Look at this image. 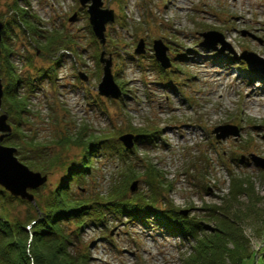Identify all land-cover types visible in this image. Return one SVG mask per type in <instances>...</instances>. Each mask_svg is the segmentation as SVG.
<instances>
[{"label": "rangeland", "instance_id": "1", "mask_svg": "<svg viewBox=\"0 0 264 264\" xmlns=\"http://www.w3.org/2000/svg\"><path fill=\"white\" fill-rule=\"evenodd\" d=\"M101 2V8L114 15L113 22L105 25L103 45L79 0H0V21L8 26L7 48L2 50L0 44L1 83L4 88L8 61L22 79L20 90L29 91V79L34 88L26 96L29 112L22 117L8 115L1 106L0 115L7 113L11 126V145L5 140L1 144L15 148L17 158L21 157L16 154L18 146L28 156L35 144L45 148L47 160L57 158L53 167L37 171L46 181L36 193L29 190L32 202L19 197L29 204L3 200L8 220L14 224L36 216V202L42 203L66 170L80 163L83 147L63 143L67 136L76 137L86 126L83 140L113 134L121 143L118 137L133 135L132 127L144 128L151 140L134 142L128 149L134 153L133 164L139 169L153 164L157 180L167 187L163 197L188 210L190 217L202 218L212 207L228 208L229 215L243 222L254 253L242 264H264V75L246 73L240 68L241 60H229L232 55L227 50L218 53L199 45V33L214 30L236 54L249 51L264 58V0ZM20 10L38 34L14 23ZM43 35H60L73 42L58 43L65 46L59 49L52 44L48 54L38 46L40 42L32 43L43 42ZM155 41L166 47V69L155 60ZM139 43L143 54L134 52ZM101 57L110 61L113 81L121 92L118 99L98 94ZM50 68L51 75L42 74ZM225 125L233 127L224 132L231 134L217 139L221 132L214 129ZM252 157L263 165L255 164ZM118 165L116 155L93 156L90 174L81 177V185L72 183L70 188L78 195L104 193L113 179L119 181ZM231 177L249 182L253 193L232 198ZM137 181L136 191H128L129 195L147 189L142 178ZM215 224L206 222V229L216 230ZM79 243L90 254L91 264H181L182 254H189L191 246L167 235L150 219L140 225L125 218H108L106 229L84 228Z\"/></svg>", "mask_w": 264, "mask_h": 264}, {"label": "trees", "instance_id": "2", "mask_svg": "<svg viewBox=\"0 0 264 264\" xmlns=\"http://www.w3.org/2000/svg\"><path fill=\"white\" fill-rule=\"evenodd\" d=\"M20 12L21 10L17 12V21L14 23L22 30V24H25L29 31L33 32L36 29L35 25L25 22ZM7 33L8 26L5 25L2 29V50L7 48L5 46ZM58 37L46 35L38 46L44 49L43 52L50 54L52 44L64 45L73 42L70 39H61L60 35ZM57 47L59 49L65 46L58 44ZM229 58L234 60L232 56ZM7 64L2 108L10 116L22 117L29 112V99L26 96L34 91L31 84L33 81L27 80V84L31 86L27 93L22 94L20 92L22 79L18 76L16 67L8 61ZM239 64L242 70L249 73L244 62L240 61ZM52 70L50 68L42 74L51 75ZM14 131L17 132L18 128L15 127ZM131 132L135 143L151 140V134L144 128L132 127ZM83 137V131H80L76 137L70 139L67 136L64 139L65 144L83 147L84 154L80 163L76 164L78 166L73 165L66 170V176L59 181L48 197L42 203L36 202L33 207L36 216L28 215L23 221L12 224L7 218L3 202L19 200L25 204L29 203L9 195L0 188V264H91L90 254L81 247L82 243H79L81 233L88 226L106 229L108 218L115 220L125 218L140 225L146 224L150 219L167 235L191 244L190 253H183L180 258L181 264H242L246 260L253 259L254 253L251 251L250 242L242 230L243 222H238L236 215H229L228 208L212 207L204 213L208 217L183 216L180 214V208L163 197L162 191L167 187L157 180L159 173L156 172L153 164L149 162L141 169L135 166L131 160L134 153L123 148L116 140L117 135L89 136L87 140H83ZM9 139L7 137L4 140L8 142ZM8 144L11 145L9 142ZM33 146L34 150L29 151L28 156H25L23 149L18 146L19 150L16 154L21 157L17 159H20V162L24 161L23 164L36 172L46 171L55 165L54 161L57 158L47 160L45 148L37 144ZM99 154L118 157L119 165L116 172L119 181L113 179L104 193H97L98 195L95 196L86 193L76 194L70 188L71 184L81 185L84 182L81 177L90 174L91 160L93 156L97 157ZM139 178H142L147 189L129 195L130 183ZM231 178L232 198L253 193L249 182L246 183L241 178ZM234 200L236 201V198ZM208 221L216 222L217 229H206ZM70 225L75 229L69 230Z\"/></svg>", "mask_w": 264, "mask_h": 264}, {"label": "water", "instance_id": "3", "mask_svg": "<svg viewBox=\"0 0 264 264\" xmlns=\"http://www.w3.org/2000/svg\"><path fill=\"white\" fill-rule=\"evenodd\" d=\"M79 3L82 7L86 8L88 14L89 25L93 31L96 39L103 45L105 43V25L108 22H113L114 15L113 11L110 9H102L101 0H79ZM3 29V23L0 21V44H1V33ZM244 34V33H242ZM199 36L202 37V41L199 45L207 50L216 51L218 53H224L225 50L233 56L235 60L243 61L247 69L251 72H260L264 75V58L257 56L256 54L243 51L240 54H236L228 44L223 40L222 34L214 31H204L199 33ZM215 38V39H214ZM220 44L221 47L217 48L216 44ZM154 57L155 60L160 64L163 69L169 67V60L165 56L166 47L160 42L155 41L153 44ZM136 54L144 53V46L139 43L136 47ZM103 56V53L102 55ZM100 62L104 63L103 66V76L101 82L98 84V94L110 98L118 99L121 95L120 90L113 81V77L110 71V61L100 58ZM78 76L82 80H86V77L78 73ZM2 97H3V85L0 80V111L2 106ZM7 113H2L0 115V186L4 190L8 191L10 195L14 197H19L21 199L27 200L28 202L33 201V195L29 193V190H36L42 186L46 177L41 175L40 172H34L30 170L26 165L20 162L15 156V148L2 145V141L11 134V126L7 123ZM233 127L225 125L219 126L214 129V132H221L217 134V138H225L228 134L224 133L227 129H232ZM235 134L236 131L234 130ZM232 132V133H234ZM118 140L121 142L125 149H130L134 144V136L131 134H125L118 137ZM241 160H244L241 158ZM252 161L258 166L263 165V161L257 157H252ZM138 181L134 180L129 185V190L131 192L136 191ZM180 214L183 216L188 215V210L180 209Z\"/></svg>", "mask_w": 264, "mask_h": 264}, {"label": "bare ground", "instance_id": "4", "mask_svg": "<svg viewBox=\"0 0 264 264\" xmlns=\"http://www.w3.org/2000/svg\"><path fill=\"white\" fill-rule=\"evenodd\" d=\"M33 34H38V32H37V28L33 31ZM43 36H46V35H43ZM39 42H41V40H37L36 42L32 40V43L35 44V45H38ZM21 90H23V88H22ZM21 90H20V92L23 93V91H21ZM28 102H29V101H28ZM29 103H30V102H29ZM169 128H170V127L168 126V127L165 128V130H167V129H169ZM83 129H84V130H83V133L86 132V130H87L86 126H85V127L83 126ZM217 139H221V138H217ZM203 216H205V215L203 214ZM205 217H208V216H205Z\"/></svg>", "mask_w": 264, "mask_h": 264}]
</instances>
